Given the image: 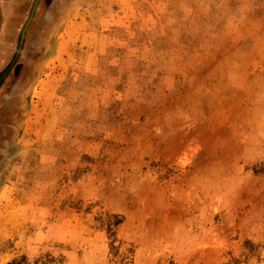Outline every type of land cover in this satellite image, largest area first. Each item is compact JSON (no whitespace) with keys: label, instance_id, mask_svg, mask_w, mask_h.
Returning <instances> with one entry per match:
<instances>
[{"label":"rangeland","instance_id":"1","mask_svg":"<svg viewBox=\"0 0 264 264\" xmlns=\"http://www.w3.org/2000/svg\"><path fill=\"white\" fill-rule=\"evenodd\" d=\"M21 50L0 264H264V0H40Z\"/></svg>","mask_w":264,"mask_h":264},{"label":"flooded vegetation","instance_id":"2","mask_svg":"<svg viewBox=\"0 0 264 264\" xmlns=\"http://www.w3.org/2000/svg\"><path fill=\"white\" fill-rule=\"evenodd\" d=\"M34 1H35V0H32V2H31V4H30V7H29V9H28V13H27V14H29L30 9H31L32 4L34 3ZM39 1H40V0H37V2H36V4H35L34 10H33V14H32V16H31V18H30L29 23L27 24V26L25 27V29H24V31H23V35H22V39H21V43L19 44L20 33H21V30H22V28H23V26H24V23H25V21H26L27 18L24 20L23 24L21 25V28H20L19 33H18V38H17V40H16V46H15V49H14V54H13L12 58L10 59V61L7 63V65H6L3 69L0 70V74H2V73L5 71V69H7L8 65L10 64L11 61H12V63H11V65L9 66V68L5 71V73L3 74V76L0 77V83H1V82L3 81V79H4V78L10 73V70H11L13 64L15 63L16 58L20 55V53H21V51H22L21 49H22V45H23V42H24L25 34H26L27 30H28V27H29L31 21L33 20V17H34V14H35V11H36V9H37V6H38ZM27 17H28V15H27ZM17 47L19 48V53L16 54V53H15V50H16Z\"/></svg>","mask_w":264,"mask_h":264},{"label":"crops","instance_id":"3","mask_svg":"<svg viewBox=\"0 0 264 264\" xmlns=\"http://www.w3.org/2000/svg\"><path fill=\"white\" fill-rule=\"evenodd\" d=\"M10 1L9 0H0V19L3 18L4 16H6V17L8 16L7 15L8 9L14 8ZM4 22H5L4 26L2 28H0V32H4V33L8 34L11 27L8 24L7 18H5ZM3 50H4V47L0 43V53Z\"/></svg>","mask_w":264,"mask_h":264},{"label":"water","instance_id":"4","mask_svg":"<svg viewBox=\"0 0 264 264\" xmlns=\"http://www.w3.org/2000/svg\"><path fill=\"white\" fill-rule=\"evenodd\" d=\"M36 2H37V0L34 1L32 7H31V9H30L29 15H28V17H27V20L25 21L24 26H23V28H22V30H21V33H20V39H19V44L21 43V39H22V35H23V31H24L25 27L27 26V24L29 23L30 18H31V16H32V14H33V10H34V7H35ZM15 53H16V54L19 53V48H18V47L16 48ZM11 63H12V61H11L10 64L8 65L7 69L9 68V66L11 65ZM7 69H5V71H6ZM5 71H4L2 74H0V77L3 76V74L5 73Z\"/></svg>","mask_w":264,"mask_h":264},{"label":"trees","instance_id":"5","mask_svg":"<svg viewBox=\"0 0 264 264\" xmlns=\"http://www.w3.org/2000/svg\"><path fill=\"white\" fill-rule=\"evenodd\" d=\"M119 221L116 219L115 221H114V224H117ZM10 264H19V263H10Z\"/></svg>","mask_w":264,"mask_h":264}]
</instances>
